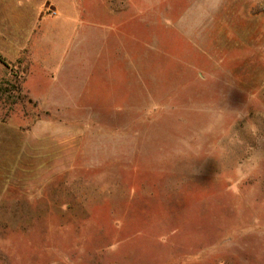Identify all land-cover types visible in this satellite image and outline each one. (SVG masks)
<instances>
[{
  "label": "rangeland",
  "instance_id": "obj_1",
  "mask_svg": "<svg viewBox=\"0 0 264 264\" xmlns=\"http://www.w3.org/2000/svg\"><path fill=\"white\" fill-rule=\"evenodd\" d=\"M0 264H264V0H0Z\"/></svg>",
  "mask_w": 264,
  "mask_h": 264
},
{
  "label": "trees",
  "instance_id": "obj_2",
  "mask_svg": "<svg viewBox=\"0 0 264 264\" xmlns=\"http://www.w3.org/2000/svg\"><path fill=\"white\" fill-rule=\"evenodd\" d=\"M0 61H1L2 63H4L2 59H0Z\"/></svg>",
  "mask_w": 264,
  "mask_h": 264
}]
</instances>
